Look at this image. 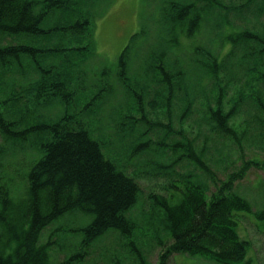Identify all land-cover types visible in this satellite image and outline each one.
<instances>
[{
  "label": "trees",
  "instance_id": "obj_1",
  "mask_svg": "<svg viewBox=\"0 0 264 264\" xmlns=\"http://www.w3.org/2000/svg\"><path fill=\"white\" fill-rule=\"evenodd\" d=\"M254 1L247 0L246 12L260 16L264 4L254 9ZM97 2L0 0V84L14 71L10 92L0 94V264H83L84 252L109 233L119 236L135 264H144L135 241L138 223L131 215L143 194L139 175L170 180L168 189L148 193L164 234L154 236L161 251L158 264L174 255L217 264H253L247 259L251 243L240 235V224L252 216L264 235V205L253 210L234 185L251 169L264 175V159L249 158L234 172L236 160H216L210 153L219 143L242 161L246 143L248 148L264 149L254 142H264V88H258L264 87V26L249 24L229 31L228 21L219 15L207 27L210 37L214 34L208 44L187 50L180 38L194 40L218 0H168L159 8L154 50L144 53L152 59L144 60L147 79L133 91L129 69L140 37L148 33L133 34L116 65L89 70L90 59L98 56L91 27L99 13L91 10ZM223 5L216 8L235 11ZM26 39L30 41L22 42ZM228 45L222 57L212 51ZM159 47L168 66H154ZM180 51L182 60L197 68L194 83L216 87L215 93L196 97L203 101L198 118H192L188 100V108L175 113L173 99L185 89L189 69V63L180 65ZM238 73L246 82L228 100V89L242 80ZM16 75L21 84L13 78ZM114 81L119 86L126 82V104L114 96ZM245 104L253 116L246 129H239L235 119ZM106 107L112 121L110 139L104 134L110 129L100 118ZM187 123L191 134L186 133ZM33 149L34 162L6 159L8 151H21L23 158ZM128 167L139 171L130 176ZM53 226L39 244L43 231ZM52 235L58 236L55 247Z\"/></svg>",
  "mask_w": 264,
  "mask_h": 264
},
{
  "label": "rangeland",
  "instance_id": "obj_2",
  "mask_svg": "<svg viewBox=\"0 0 264 264\" xmlns=\"http://www.w3.org/2000/svg\"><path fill=\"white\" fill-rule=\"evenodd\" d=\"M168 0H98V2L93 6L94 12H99L97 15L93 16L92 19V36L94 38L95 47L94 49L97 52L98 56H95L94 58H91V66L88 68L89 70L99 69L102 66H114L117 63L119 54L121 53L123 47L125 45H128L130 38L135 33H141L145 32L148 33V36L146 38L140 37L139 42L141 43V46L137 50L136 56L132 58V65L129 69V76L132 83L133 91L139 90L140 87L144 84V82L147 79L146 73H144V68L146 67L144 64V60H152L150 55L149 58L144 56V53L148 51V48L151 47L152 50H154L153 45L156 44L157 36H155V25L158 24L157 19L161 18L160 10L159 8L166 4ZM170 1H179V0H170ZM184 3L193 4L195 0H183ZM247 0H218L219 6L221 4H224L223 6L231 7L235 9V12L233 11L231 14L228 12H222L221 10L217 9L216 7H210V10L208 11V14L206 16V22L204 23L202 29H198L199 31L196 32V36L194 37V40L190 39H181V43H183V46L187 50L195 49L197 45H207L210 35L207 32V27L210 25V23L217 20L219 15H221L222 20L228 21L229 25L225 28L229 31H237L238 27H248L249 24H253L256 27L257 24H260V26H264V9L263 13L260 16H256L253 13L246 12L245 4ZM230 4V5H229ZM253 8L255 9L257 6L260 5V8L263 6L264 1L257 0L253 2ZM210 6V5H209ZM213 6V5H212ZM256 6V7H255ZM238 7V8H237ZM240 7V8H239ZM264 7V6H263ZM104 9V10H103ZM240 9V10H236ZM103 10V11H102ZM102 11V12H101ZM245 16L247 17L245 19ZM205 18V15H204ZM50 25V24H49ZM251 26V25H249ZM221 34V33H220ZM219 34V35H220ZM214 35V34H213ZM212 35V36H213ZM212 36L210 38H212ZM159 37V36H158ZM143 39V40H141ZM30 41L29 39H26L22 42ZM213 48H217L218 45H213ZM229 45L225 47H221L222 50H215L212 48V51H214L216 54L218 53L220 57L224 56L225 53L229 51ZM157 50L154 53V66L158 65L157 63L162 62L165 65H169L167 62L164 61V57H160L161 53V47L155 48ZM184 51L178 52V54H181V59L179 58V63L184 68V65H186L188 62L185 60H182V53ZM191 52V51H190ZM241 56V54H238V58ZM186 58H188V55H185ZM166 59L169 61V59L166 57ZM187 69V68H186ZM100 70V69H99ZM184 70V69H183ZM13 72L9 73L3 80V83L0 84V94L9 93L11 90V85L13 82L9 85L11 78L13 76ZM197 74V68L193 63H189V69L186 74V77L188 78L187 83H185V89H181L180 93L176 95V97L173 99V104L175 108V113H178V115H181L184 110L188 108L187 102H192V112L190 108L188 109V113H192V118H198L200 116V103L202 104L203 101L196 100V97L204 95V93H207L208 95H211L215 93L216 87H213V84L204 86L195 84V76ZM31 76H34V74H31ZM17 75L13 78L17 82V84H21L22 82L17 79ZM36 77V76H35ZM238 77H240L242 80L238 82V85L232 89L229 88L227 91V99H232L235 93L238 91V87H241L245 84L246 79L244 77H241V75L238 73ZM9 85V87H8ZM114 85H117L114 96L116 98L121 97L123 99L124 104L127 103V96H129V90L126 85V82L124 86L121 84L119 86V83H116L114 81ZM18 88V86H16ZM259 89H263L264 87L259 86ZM9 89V91H8ZM183 90H185V93H183ZM17 93V92H15ZM152 93V92H151ZM20 94V93H19ZM186 96H189L186 98ZM193 96V97H192ZM114 97V98H115ZM203 98V97H200ZM194 99V100H193ZM26 103V102H25ZM32 113L31 111H28ZM112 114H115V110L113 109ZM248 112V114H247ZM14 113L16 118H19L20 112L16 111L14 108ZM27 113V112H26ZM46 113H48L46 111ZM40 115L44 114L42 111L39 112ZM37 115V114H36ZM43 116V115H42ZM252 109H250L246 104L241 108V112L237 115L235 119V123L237 124V127L240 129H246L247 123L251 121L252 118ZM184 117V116H183ZM100 118L102 119L103 126L108 127L110 130H106L104 134H106L109 139L112 138V121L109 119L108 115V108L106 107V110L101 114ZM44 120V119H43ZM38 123L40 121L36 120ZM187 129V134H191V127L189 124L184 125ZM250 131V129L248 130ZM254 131L248 133V137H250L253 134ZM200 138L202 136H199ZM198 142H201V139L198 140ZM228 141L224 142L225 144ZM254 142L257 144V146H263L264 142L260 139L254 140ZM111 146H113V142L111 143ZM254 146V145H252ZM25 147V146H24ZM245 148V155L243 156V160L236 155H232L229 152V146L226 148L219 143L216 145V149H214L210 154L214 157V159H224L225 157L227 160H232L236 162V168L234 169V172L237 171L238 166L245 160H248L249 158H252L254 156L260 158V160L264 159V149L263 148H248V144L246 143L244 146ZM28 147H26L27 149ZM31 149V148H29ZM21 151L20 152H13L8 151L6 155V159H11V161H16L18 159L21 160H28V161H35L37 159V151L31 150L27 156H24L21 158ZM246 156V157H245ZM238 159V160H237ZM9 160H6V163ZM10 161V162H11ZM25 161V163H26ZM140 159L137 161L139 162ZM128 166V163H127ZM139 167V166H138ZM182 165L178 166L176 168V171L181 172ZM14 169V164L11 165L10 173ZM23 169H20L22 171ZM136 171H139V169H135L132 167L127 168V173L130 176H135ZM196 173L195 171H193ZM192 172V174H193ZM218 177L220 180L224 179V175L222 172H217ZM232 172H229L228 175H230ZM148 175V173H146ZM201 180L206 179L205 177L201 176L199 177ZM140 187L142 188V197L137 202L134 210L132 211V216L136 219L138 223V229L135 233V241L137 243L138 249H139V255L144 260V264H158V256L160 254V250L156 247L154 244V236H164L162 230L160 229V219H159V212L151 211L152 210V203L151 200L148 198L149 192H158L160 188L162 189H168L170 185L169 178H165L164 176L159 177H153L151 179H143V175H139V177L136 178ZM174 179V178H173ZM173 182V181H172ZM173 184V183H172ZM210 188L213 190L210 184ZM234 191L241 197L247 199L253 207V210H258L261 208L262 205H264V175L261 172V170H255L251 169L245 176L244 179L241 181H238L234 185ZM152 212V213H151ZM242 224H240V228L244 231H241L240 235L247 240H250V250L247 254V259L250 260L253 264H264V235L259 232V229H256V220L252 216L250 217H244V220L241 221ZM49 227L48 229H45L43 231L42 236L39 239V244L44 243L48 233L54 228ZM52 242V247H55L53 245V242L58 239L57 235H52L50 237ZM61 239L63 236L60 237ZM70 240H74L70 238ZM75 242H78V238L75 237ZM50 254V251H49ZM63 259L62 255L60 256V259ZM83 264H135L134 258L129 252V250L125 247L122 240L119 239V236L116 233H109L104 235L101 239L96 241L94 245L89 248V251L84 252V258ZM166 264H217L214 263L208 259H204L202 257H187L185 255H174L172 257H169L166 261Z\"/></svg>",
  "mask_w": 264,
  "mask_h": 264
}]
</instances>
